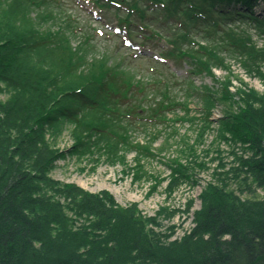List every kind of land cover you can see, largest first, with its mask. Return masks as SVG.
Returning a JSON list of instances; mask_svg holds the SVG:
<instances>
[{"label": "rangeland", "instance_id": "obj_1", "mask_svg": "<svg viewBox=\"0 0 264 264\" xmlns=\"http://www.w3.org/2000/svg\"><path fill=\"white\" fill-rule=\"evenodd\" d=\"M12 1L0 0V8ZM134 2L139 8H132ZM1 15L4 17L2 12ZM41 15L47 18L42 19ZM29 16L37 21L43 35L63 32L61 37L69 40L75 50L80 49L86 66L105 61L107 68L121 72L120 83L129 78L136 83L131 92L111 93L121 108L114 114L123 118L124 129L118 125L117 130L125 140L119 135L113 139L124 159L111 161L97 134L91 138L89 154L75 152L76 124L62 121L61 136L53 128L47 131V139L55 148L67 151L66 156L55 161L52 178L74 183L87 193H110L121 207L137 205L149 233L159 239L162 247L166 246L167 254L184 249L201 258L202 250L209 249L211 239L197 221L202 218L201 212L207 214L221 204L204 201V194H213L206 193L210 185L228 194L227 201H222L225 209H220L223 215L244 220L264 218V181L258 180L261 173L249 170L243 163L244 159L259 157V145L235 141L229 133L223 136L220 132L226 110H238L243 103L242 92L249 93L256 109H264V103H256L257 96H264V62L260 70L256 64L249 72L241 48L232 46L245 40L264 50V35L253 24L228 21L204 29L192 23L187 28L182 26L184 19L178 11H166L161 5L144 0H50L43 6L32 4ZM184 49L190 55L181 57L178 53ZM203 63L210 67L209 72ZM227 81L233 94L229 102L222 100ZM0 87L5 88V84L0 82ZM4 90L0 88V98L5 102L11 91ZM146 95L145 109L133 116L131 111L140 108L139 104L134 106L136 99ZM152 107H161L162 111L154 115ZM92 113V118H96L95 111ZM208 121L210 126L202 132ZM178 159L189 167L192 177L184 178L172 193L171 166ZM73 219V231H85L94 243L109 235L107 231H91L92 219L88 217ZM230 238L225 234L222 239ZM114 244L115 241H108L107 245L111 249ZM59 247L64 248L57 252L63 257L76 249L72 241ZM30 249L29 254L50 253L39 242ZM76 251L78 260L80 255L91 259L85 256L84 249ZM117 259L112 260L121 264ZM148 263L154 262L144 264Z\"/></svg>", "mask_w": 264, "mask_h": 264}, {"label": "trees", "instance_id": "obj_2", "mask_svg": "<svg viewBox=\"0 0 264 264\" xmlns=\"http://www.w3.org/2000/svg\"><path fill=\"white\" fill-rule=\"evenodd\" d=\"M144 1L161 5L166 11L171 8L178 11L184 19L182 26L187 28L192 23L207 29L228 21H247L264 35V0ZM48 2L50 0L41 3L13 0L0 8L4 14L0 17V82L11 91L8 101L0 98V264H116V259L112 260L115 257L121 264H264V218L244 220L223 215L220 209H225L226 203L222 201H227L228 194L213 185L206 189V193L212 191L213 194L209 197L204 194V201L221 204L207 214L201 212L202 218L197 221L198 227L207 231L211 245L202 250L201 258H195L194 253L184 252V249L180 250L183 256L178 252L165 253L166 246L162 247L159 239L149 233L137 205L121 207L110 193H87L74 183H64L50 176L55 161L66 156L67 151L56 149L47 139V131L53 128L61 136L62 121L76 124L75 152L89 154L92 149L89 143L97 134L99 144H105L111 161L124 159L113 139L119 135L125 140L117 130L118 125L124 126L123 118L114 114L121 108L111 93L131 92L136 83L132 78L120 83L121 72L107 68L105 61L86 66L80 49L72 48L70 41L61 37L63 32L43 35L37 21L29 15L32 4L43 6ZM132 8H139L138 4L134 2ZM22 9L25 11L21 12ZM41 18L47 16L41 15ZM232 46L241 48L239 51L246 56L245 66L249 72L256 64L260 70L264 50L245 40ZM178 54L190 55L185 49ZM203 64L209 72L210 67ZM198 69L201 70V66ZM228 84L225 82L222 93V100L226 102L233 97ZM145 97L136 99L134 106L139 104L140 108L133 109L132 115L145 109L143 104L148 95ZM256 99V103H264V96ZM241 101L238 110H226L220 132L223 136L229 133L235 141L259 145V157L244 159L243 163L249 170L261 173L258 180L264 181V109H256L246 91L242 92ZM208 104L210 107L212 102ZM92 111L96 118H92ZM152 111L156 115L162 108L152 107ZM209 126L208 121L202 132ZM173 163L172 193L184 178L192 177L183 161L178 159ZM77 216L92 219L91 231H107L109 235L98 239L96 244L88 239L90 236L85 231L74 232L73 218ZM225 234L231 238L223 241ZM71 241L76 247L73 252L63 254L64 257L57 253L64 250L60 245ZM108 241L116 244L110 249ZM34 242L42 243L54 254H29ZM83 249L90 260L80 254L81 259H77L74 253ZM119 256H123L122 259Z\"/></svg>", "mask_w": 264, "mask_h": 264}]
</instances>
